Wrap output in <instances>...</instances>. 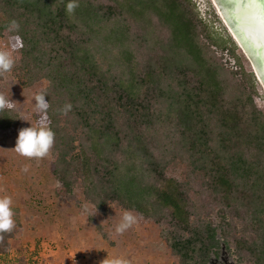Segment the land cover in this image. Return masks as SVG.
I'll use <instances>...</instances> for the list:
<instances>
[{
  "label": "trees",
  "instance_id": "trees-1",
  "mask_svg": "<svg viewBox=\"0 0 264 264\" xmlns=\"http://www.w3.org/2000/svg\"><path fill=\"white\" fill-rule=\"evenodd\" d=\"M66 3L0 0L16 73L26 85L49 81L38 122L55 133L60 194L79 187L99 209L115 201L152 218L181 264H210L218 229L194 221L190 182L167 173L183 160L225 210L242 212L237 247L264 264V109L236 41L193 0H79L73 15ZM13 20L16 33L7 31ZM19 117L17 108L0 113V130L26 127ZM12 236L0 234L1 255ZM25 262L22 253L13 260Z\"/></svg>",
  "mask_w": 264,
  "mask_h": 264
},
{
  "label": "rangeland",
  "instance_id": "rangeland-1",
  "mask_svg": "<svg viewBox=\"0 0 264 264\" xmlns=\"http://www.w3.org/2000/svg\"><path fill=\"white\" fill-rule=\"evenodd\" d=\"M193 2L200 16L210 21L215 30L234 39L214 0ZM238 47L247 70L254 72L253 60ZM12 48L11 36L0 34V50L12 52L17 59ZM228 61L234 64V60ZM2 80V93L16 102L17 110L28 120H24L26 127L30 123L38 126L39 111L34 97L47 88L49 81L41 79L26 85V79L15 69L3 74ZM257 89L256 101L264 109V87L259 81ZM68 127L72 125L68 123ZM19 130H0V196L12 198L16 222L10 239L11 250L7 255L0 254V264H14L13 260L21 253L26 257V264H70L75 257L85 260L86 264H109L113 258H124L128 264H181L161 235L162 225L154 219L127 210L115 201L99 209L79 187L74 188L70 195L60 194L61 182L53 173L54 146L49 155L40 160L20 156L14 150ZM24 168L28 170L25 172ZM167 173L183 182H190L194 221L212 222L218 229L222 246L218 253L212 254L210 264H254L252 258L236 244L237 238L245 236L246 231L242 212L239 216L225 210L205 183L203 186L200 179L187 175L183 160L172 161ZM124 211L137 216L138 223L119 234L115 228ZM227 232L231 234L229 246L223 236Z\"/></svg>",
  "mask_w": 264,
  "mask_h": 264
},
{
  "label": "clouds",
  "instance_id": "clouds-1",
  "mask_svg": "<svg viewBox=\"0 0 264 264\" xmlns=\"http://www.w3.org/2000/svg\"><path fill=\"white\" fill-rule=\"evenodd\" d=\"M79 6V0H67L65 11L68 15H73ZM19 27L18 22L13 20L8 25L7 31L16 33L19 31ZM12 51H18L15 45H13ZM15 64L16 58H14L12 52L0 50V75L12 72ZM46 96H48L47 92L42 91L34 97L35 107L41 113H47L50 108V103L49 100H46ZM71 107V104H66L62 109L63 113L66 114L71 110ZM14 110H16V102L11 100L10 97L0 94V113ZM19 118L28 121L23 117ZM54 143L55 133L47 123L46 118H42L38 126L34 127L30 123L29 127L19 130L14 150L20 156L40 160L49 155ZM23 170L26 172L28 169L24 168ZM12 205L13 201L10 196H0V234L10 233L16 227L15 211ZM95 212L92 213V216ZM137 223V216L131 211H124L119 224L115 228V232L122 234ZM109 264H128V261L124 258H113L109 261Z\"/></svg>",
  "mask_w": 264,
  "mask_h": 264
},
{
  "label": "water",
  "instance_id": "water-1",
  "mask_svg": "<svg viewBox=\"0 0 264 264\" xmlns=\"http://www.w3.org/2000/svg\"><path fill=\"white\" fill-rule=\"evenodd\" d=\"M216 2L229 22L226 24L231 33L235 32L244 47L233 33L235 41L253 60L255 75L264 87V0Z\"/></svg>",
  "mask_w": 264,
  "mask_h": 264
},
{
  "label": "bare ground",
  "instance_id": "bare-ground-1",
  "mask_svg": "<svg viewBox=\"0 0 264 264\" xmlns=\"http://www.w3.org/2000/svg\"><path fill=\"white\" fill-rule=\"evenodd\" d=\"M214 2H215V5L218 7V9H219V13L221 14V16L223 17V19L226 21V23H229L228 22V20L226 19V17H225V15L223 14V12H222V10L220 9V7H219V5L217 4V2H216V0H214ZM231 27V26H230ZM231 29H232V27H231ZM233 30V29H232ZM233 33H234V35L237 37V35L235 34V32L233 31ZM233 33H232V35H233ZM238 38V37H237ZM238 40H239V38H238ZM240 41V40H239ZM240 43H241V41H240ZM241 45H242V43H241ZM243 46V45H242ZM244 47V46H243ZM245 49V48H244ZM246 50V49H245ZM248 53V52H247ZM250 56V55H249ZM257 69V68H256ZM258 71V70H257ZM259 73V72H258ZM260 75V74H259ZM264 83V82H263Z\"/></svg>",
  "mask_w": 264,
  "mask_h": 264
},
{
  "label": "built area",
  "instance_id": "built-area-1",
  "mask_svg": "<svg viewBox=\"0 0 264 264\" xmlns=\"http://www.w3.org/2000/svg\"><path fill=\"white\" fill-rule=\"evenodd\" d=\"M70 264H86L85 260L75 257Z\"/></svg>",
  "mask_w": 264,
  "mask_h": 264
}]
</instances>
